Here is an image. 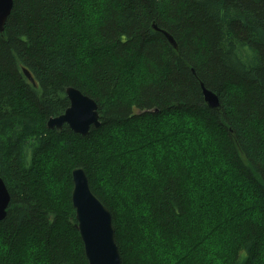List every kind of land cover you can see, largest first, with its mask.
Masks as SVG:
<instances>
[{"label":"trees","instance_id":"trees-1","mask_svg":"<svg viewBox=\"0 0 264 264\" xmlns=\"http://www.w3.org/2000/svg\"><path fill=\"white\" fill-rule=\"evenodd\" d=\"M67 86L97 102L86 136L46 128ZM75 167L111 212L122 264H264V0H13L0 32V264H88Z\"/></svg>","mask_w":264,"mask_h":264},{"label":"water","instance_id":"water-1","mask_svg":"<svg viewBox=\"0 0 264 264\" xmlns=\"http://www.w3.org/2000/svg\"><path fill=\"white\" fill-rule=\"evenodd\" d=\"M12 6L13 0H0V32L4 30ZM152 27L160 32L168 44L177 51L176 41L168 31L157 27L156 24H152ZM22 71L28 81L35 85L29 71L26 68ZM200 87L206 106L213 111H219L221 105L217 94L207 89L203 83H200ZM64 93L69 100L68 107L63 113L50 116L46 120V128L60 130L66 124L74 133L86 136L92 128H98L101 125L98 105L92 97L73 86H67ZM157 111V108H151L138 110L136 114ZM71 174V202L75 211V228L80 235L88 264H122L109 208L90 189L88 177L82 167L73 168ZM10 199V193L0 177V221L6 216Z\"/></svg>","mask_w":264,"mask_h":264},{"label":"rangeland","instance_id":"rangeland-1","mask_svg":"<svg viewBox=\"0 0 264 264\" xmlns=\"http://www.w3.org/2000/svg\"><path fill=\"white\" fill-rule=\"evenodd\" d=\"M85 45H86V43H85ZM138 131H139V129L136 128L135 131H134V133H133V137H132V140H133V141L137 140L136 135H137V132H138ZM32 141H33V139H29V140H28V144H29V143H32ZM138 154H141V152H139ZM138 154H136V155L139 156ZM244 191H245V192L247 191V190L245 189V187H241V192H244ZM142 247H143V249H145L143 245H142ZM146 251H147L146 249H145V250H142V252H146Z\"/></svg>","mask_w":264,"mask_h":264},{"label":"snow or ice","instance_id":"snow-or-ice-1","mask_svg":"<svg viewBox=\"0 0 264 264\" xmlns=\"http://www.w3.org/2000/svg\"><path fill=\"white\" fill-rule=\"evenodd\" d=\"M86 103V102H85Z\"/></svg>","mask_w":264,"mask_h":264}]
</instances>
